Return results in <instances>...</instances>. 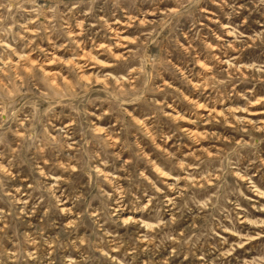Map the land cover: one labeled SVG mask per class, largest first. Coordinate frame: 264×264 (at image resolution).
<instances>
[{"label":"rangeland","instance_id":"374dc122","mask_svg":"<svg viewBox=\"0 0 264 264\" xmlns=\"http://www.w3.org/2000/svg\"><path fill=\"white\" fill-rule=\"evenodd\" d=\"M0 264H264V0H0Z\"/></svg>","mask_w":264,"mask_h":264}]
</instances>
